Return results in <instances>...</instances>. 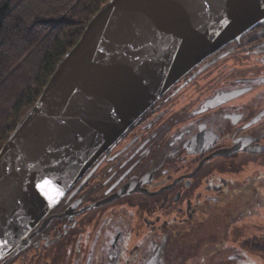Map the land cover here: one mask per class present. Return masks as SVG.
Listing matches in <instances>:
<instances>
[{"label": "flooded vegetation", "instance_id": "1", "mask_svg": "<svg viewBox=\"0 0 264 264\" xmlns=\"http://www.w3.org/2000/svg\"><path fill=\"white\" fill-rule=\"evenodd\" d=\"M238 138L247 148L264 144V19L170 86L0 264H179L168 238L176 217L167 215H193L215 200L216 172L229 173L230 156L245 157L241 164L264 157L241 150L208 158ZM124 186L130 192L117 197ZM250 262L234 253L221 264Z\"/></svg>", "mask_w": 264, "mask_h": 264}, {"label": "water", "instance_id": "2", "mask_svg": "<svg viewBox=\"0 0 264 264\" xmlns=\"http://www.w3.org/2000/svg\"><path fill=\"white\" fill-rule=\"evenodd\" d=\"M262 19L264 0L101 5L0 148V259L24 245L23 236L170 86ZM241 140L208 158L264 153V144L247 148ZM129 192L124 186L117 197Z\"/></svg>", "mask_w": 264, "mask_h": 264}, {"label": "trees", "instance_id": "3", "mask_svg": "<svg viewBox=\"0 0 264 264\" xmlns=\"http://www.w3.org/2000/svg\"><path fill=\"white\" fill-rule=\"evenodd\" d=\"M108 0H0V148Z\"/></svg>", "mask_w": 264, "mask_h": 264}, {"label": "rangeland", "instance_id": "4", "mask_svg": "<svg viewBox=\"0 0 264 264\" xmlns=\"http://www.w3.org/2000/svg\"><path fill=\"white\" fill-rule=\"evenodd\" d=\"M239 158L245 157L230 156L231 170L224 178L216 172L215 200L199 204L193 215H167L176 217L168 228L175 247L170 260L221 264L230 254L244 253L252 260L248 264H264V157L242 164ZM199 185L202 192L203 182Z\"/></svg>", "mask_w": 264, "mask_h": 264}]
</instances>
